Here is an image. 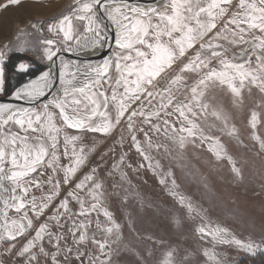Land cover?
<instances>
[{"label":"rangeland","instance_id":"obj_1","mask_svg":"<svg viewBox=\"0 0 264 264\" xmlns=\"http://www.w3.org/2000/svg\"><path fill=\"white\" fill-rule=\"evenodd\" d=\"M19 1L21 2L17 4H5L6 6L0 9V15L8 6L13 9V17H6L4 23L9 35L0 40V68L1 61L13 52L24 53L31 50L36 54L35 63L46 66L41 72L43 73L48 71L51 62L42 52L43 41L54 40V37L63 40V37L55 32L53 35L48 30L51 22L37 21L22 26L23 20L16 14L24 9L20 4L24 3V0ZM236 3L238 0H233V8ZM3 14L7 15L6 12ZM226 19L227 17L218 22L214 32L223 27ZM51 47L52 50L61 48L57 55L65 53L85 57L82 55L85 50L77 51L73 48L72 51H64V45L57 40ZM198 49L199 43L173 65L175 71L162 73L161 77L157 78L159 84L155 91L163 92L169 87L170 80ZM236 50L238 51V48ZM117 51L114 43L110 55L105 59L114 57ZM61 59L57 60V63ZM93 62L83 61L80 64ZM22 63L26 65V69L30 67L29 63ZM249 66L257 68L254 55ZM112 75L115 78L114 68ZM181 75L186 78L184 83L188 86L199 79L196 73L186 72ZM33 79L15 87L8 96L1 94L0 98L11 96L17 88L20 89ZM0 88L3 90V85ZM104 88L108 94L111 93L107 85H104ZM172 90L182 102L185 96L190 95L187 91L176 92L175 87ZM146 96L147 93L132 103L121 122L106 135L65 129L69 135L80 137L75 147L78 151L83 148L85 162L67 184L64 183L62 170H57L53 175L51 168H44L33 174L42 182V187H33L30 197L35 196L38 201H43L50 194L52 188L47 183L49 176H53V184L60 182L59 194L48 204L38 220L33 218V228L24 236L17 237L15 241H0V264H29L28 256L31 253L38 254L40 264H53L52 254L57 253V248L53 246L56 241L49 243L47 236L31 253L20 256L18 252L27 240L33 238L35 230L53 215L54 210L66 197L72 212L79 210V203L68 196V193L73 191L75 185L87 174L93 175V181L83 191L77 190V194L90 204L88 189L94 182L101 183L100 191L104 194L101 209L87 218L74 217L77 223L82 220L91 221L87 229L88 239L79 244L74 242L69 232V228L73 227L71 220L61 217L60 223L63 227H57L55 221L50 222L49 230L64 237L59 242L60 251L56 255V264H239L245 257L252 258L264 254V92L259 87L247 83L239 97L234 96L226 86H216L206 92L203 102L209 104L207 114L199 115L197 109L198 116L190 118L204 130L205 135L215 137L223 146L219 158L209 150V142H202L198 136L187 137L186 133L179 131L182 124L185 127L188 125L179 117V113L174 111L177 101L174 100L172 105L161 110L159 95H156L155 99H145ZM42 104L44 103L32 108H39ZM141 104L144 105L145 114L159 112V116H150V122H145L143 116L133 117V128L129 131L127 117L132 110H139ZM110 110L114 116V109ZM213 111L218 112L221 118L217 119L212 114ZM166 112L171 114L166 115ZM253 112L257 113L255 127L251 123ZM165 120L169 121L167 129L163 123ZM57 123H62L58 115ZM172 124L176 125V131L172 130ZM155 125H160L159 131L155 130ZM133 135L145 154L150 157V161L145 160L137 151L132 140ZM182 135L186 136L183 147L180 146L179 139ZM63 151L61 138V167L70 165L73 159L65 158ZM234 167L239 170V174L233 171ZM41 171L43 175H39ZM104 210L110 213L111 221L104 216ZM29 216L32 217L31 211ZM9 217L18 218L13 211L9 212ZM97 222L101 226L99 229ZM112 222L119 225V228H113L109 234L106 228L113 227ZM208 226L211 231L217 228L226 230L220 233L225 239L235 238L253 244L255 254L240 249L234 243H222L219 238L214 239L213 236L204 235L199 231L201 227ZM79 235L80 232L77 231L76 237ZM93 237L106 243L103 253L98 245L92 243ZM41 245L48 253L47 257L39 254ZM256 245L259 247H255ZM68 248H71V251H67ZM78 252L83 253L79 255V259ZM31 264L36 262L32 261Z\"/></svg>","mask_w":264,"mask_h":264},{"label":"snow or ice","instance_id":"obj_2","mask_svg":"<svg viewBox=\"0 0 264 264\" xmlns=\"http://www.w3.org/2000/svg\"><path fill=\"white\" fill-rule=\"evenodd\" d=\"M9 3L17 4L19 0H9ZM73 3V7H69L48 25L50 32L62 34L63 50L72 51L75 48L82 51L102 46L108 39L104 31L107 26L100 20L102 15L111 22L115 30L114 43L118 51L114 57L105 59L98 65H74L61 59L60 90L39 108H14L0 103V241H15L17 237L24 236L33 228V218L38 220L48 204L59 194L60 182L53 184V176H49L47 183L52 188L50 194L43 201H38L35 196L30 197L33 187H42V182L33 176L34 173L40 169L51 168L54 175L57 170H62L64 183L67 184L84 164L86 156L83 148L78 151L75 147L80 137L69 135L65 129L106 135L121 122L131 104L140 100L142 95L147 93L145 99H155L159 95L161 110L172 105L174 100L177 101L174 111L188 125L185 127L182 124L179 131L186 133L187 137L198 136L202 142H209V150L219 158L223 146L215 137L205 135L204 130L190 118L198 116L197 109L199 115L207 114L209 104L203 102L206 92L216 86H226L234 96L239 97L246 83L259 87L264 92V0H238L235 8L233 0H159L158 6H141L135 0H73ZM225 17L227 19L223 27L214 32L218 22ZM74 21L82 22L83 32L79 31ZM43 43L49 45L44 50L47 60L55 63L53 58L61 48L52 50L51 46L56 42L50 39ZM197 43L199 49L170 80L169 87L163 92H156L159 84L157 78L168 70L175 71L173 65L185 57L188 50ZM253 55L256 58V69L249 66ZM19 68L25 70L26 65L21 63ZM113 68L115 78L112 75ZM186 72L199 76L191 86L184 83L186 78L181 75ZM55 80L56 77L50 71H45L18 89L14 96L16 99L37 101L52 91ZM3 83V69L0 68V86ZM104 85L111 89L110 94ZM173 87L176 92L187 91L190 95L185 96L182 102L177 99ZM110 108L114 109V116ZM212 114L217 119L221 118L216 111ZM57 115L62 123H57ZM136 116H143L145 122H150L149 117L159 116V112L145 114L144 105L141 104L139 110H132L127 117L129 131H132V120ZM256 122L257 113L253 112V127ZM163 123L167 129L169 121L165 120ZM154 127L156 131L160 130V125ZM171 128L173 131L177 130L175 124ZM61 138L64 157L73 158L70 165L63 167L60 165L59 155ZM179 139L180 146L183 147L186 136L182 135ZM132 140L137 151L145 160L150 161L135 135ZM233 171L239 174L235 167ZM43 174L42 171L39 173ZM92 181L93 175L87 174L68 193V196L79 203V210L73 213L66 197L53 215L35 230L33 238L27 240L18 255L31 253L47 236L49 243L56 241L53 246L57 248V253L52 254L53 264H56V255L60 251L59 242L64 237L49 229L51 221H55L57 227H63L60 223L61 217L72 221L73 227L69 228V232L75 243L79 244L88 239L87 229L91 221L82 220L77 223L74 217L87 218L91 213L100 211L104 195L100 191L101 183L94 182L88 189L90 204L77 194V190L83 191ZM10 211L15 212L18 218H10ZM29 211L32 217L29 216ZM103 214L111 221L107 210ZM112 223L113 227L106 228L109 234L113 228H119V225ZM96 226L98 229L101 227L99 222ZM77 231L80 232L78 238ZM199 231L213 236L214 239L219 238L222 243H234L240 249L255 254L253 244L220 236L221 232L226 231L224 229L211 231L208 226L201 227ZM92 243L98 245L103 253L105 242L93 237ZM67 251H71V248ZM39 254L48 256L43 245L39 248ZM37 255L31 253L28 256L29 264L32 261L40 264ZM79 255L83 253L78 252L77 259Z\"/></svg>","mask_w":264,"mask_h":264},{"label":"crops","instance_id":"obj_3","mask_svg":"<svg viewBox=\"0 0 264 264\" xmlns=\"http://www.w3.org/2000/svg\"><path fill=\"white\" fill-rule=\"evenodd\" d=\"M19 2H21V1H19ZM22 2H24V3H20V4H22V6H24V9L20 10L16 14L20 17V19L23 20L22 26H24L26 23H32V22H37V21L45 22V23L52 22L56 18H58L62 14H64L68 10L69 7L74 6L73 0H24ZM8 3L9 2H7L6 5ZM6 5L4 4V6H2L1 8L5 7ZM4 12L7 13L6 16H4V14H3ZM12 12H13L12 7L8 6V7L4 8L2 14L0 15V40H2L3 38H5L9 35V30H7V26H4V23H5L6 17H8L9 19L13 17ZM74 24L76 26H78V28H80V30H79L80 32H83L84 29H83L82 22L74 21ZM51 33L53 34V32H51ZM55 33L57 34V32H55ZM61 36H62V34H61ZM8 38H10V36ZM56 40L58 42L62 41V40H58L54 37L53 41L56 42ZM42 47H43L42 52L45 54L44 50H45V48H47V45L42 43ZM13 53H20V52H13ZM24 53H30L33 55V57L36 56V54L34 52H32L31 50H28ZM23 62L27 63L26 61H23ZM21 63L22 62L17 64L16 70L18 72H24L29 68L28 67L24 71L20 70L19 65ZM29 66H31L30 63H29ZM1 68L3 69L2 61H1ZM3 80H4V78H3ZM3 88H4V84H3ZM1 94H3V90H0V95Z\"/></svg>","mask_w":264,"mask_h":264},{"label":"trees","instance_id":"obj_4","mask_svg":"<svg viewBox=\"0 0 264 264\" xmlns=\"http://www.w3.org/2000/svg\"><path fill=\"white\" fill-rule=\"evenodd\" d=\"M9 2V0H0V8ZM26 61L30 63V67L24 72H18L16 70L17 64ZM3 65V78L4 88L3 95L8 96L13 89L26 80L35 78L42 72L46 66L38 65L35 63L34 57L30 53H13L8 58L2 61ZM239 264H264V254H258L255 257H245Z\"/></svg>","mask_w":264,"mask_h":264},{"label":"water","instance_id":"obj_5","mask_svg":"<svg viewBox=\"0 0 264 264\" xmlns=\"http://www.w3.org/2000/svg\"><path fill=\"white\" fill-rule=\"evenodd\" d=\"M135 2L140 3V5L143 6H158L159 0H135ZM114 45V39L111 38L109 43L106 45V48L101 51L98 54L92 55V56H88V57H81V56H75L72 54H58L56 57L53 58V60L55 61V63H53L51 61V64L48 67V71L49 70H54V76L56 77V80L54 81L53 84V89L52 91L46 95L45 97H41L39 100L37 101H30L28 99H16L14 96V93L18 90V88L12 93L11 96L9 97H5V98H0V103L3 104H9V105H18V106H22L23 108H32L40 103H45L46 101H48L49 99L52 98L53 95H55L58 92V70H56L55 65L57 63V60L63 58V59H68V60H72V61H76V62H83V61H101L105 58H107L110 55L111 52V48Z\"/></svg>","mask_w":264,"mask_h":264},{"label":"bare ground","instance_id":"obj_6","mask_svg":"<svg viewBox=\"0 0 264 264\" xmlns=\"http://www.w3.org/2000/svg\"><path fill=\"white\" fill-rule=\"evenodd\" d=\"M141 6H143V5H141ZM100 20L103 22V25H106L107 27L104 29V31H105V33L107 34V37H108V39L106 40V42L102 45V46H99V47H97V48H95V49H87V50H85L84 51V53H82V55L83 56H92V55H95V54H98V53H100L101 51H103L105 48H106V45H107V43L110 41V39L111 38H113V39H115V30H114V28H113V26L111 25V22L110 21H108L104 16H100ZM70 64H74V65H84V64H80V62H70V61H68ZM102 63V61H94L93 63H91V64H93V65H98V64H101ZM60 66H61V61L60 62H58L56 65H55V68H56V70H58V81H59V72H60ZM52 72V74L53 75H55L54 74V71L52 70L51 71ZM58 91L60 90V85H59V83H58ZM58 93V92H57ZM14 108H21L20 106H18V105H12ZM23 108V107H22Z\"/></svg>","mask_w":264,"mask_h":264}]
</instances>
